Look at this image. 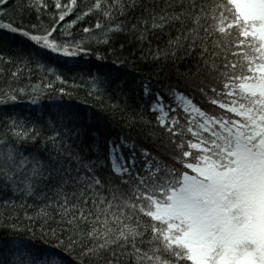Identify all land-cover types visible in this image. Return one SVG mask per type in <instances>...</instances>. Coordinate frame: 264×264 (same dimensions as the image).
I'll return each mask as SVG.
<instances>
[{
  "label": "snow or ice",
  "instance_id": "1",
  "mask_svg": "<svg viewBox=\"0 0 264 264\" xmlns=\"http://www.w3.org/2000/svg\"><path fill=\"white\" fill-rule=\"evenodd\" d=\"M48 7L47 0H0V28L52 54L78 58L95 54L86 40L99 37L96 42L107 44L109 33L124 31L127 23L142 45L141 58L160 68L155 75L171 65L156 87L141 83L155 123L136 110L127 118L128 127L139 126L145 140L166 141L167 148L154 155L133 145L126 158L114 156L105 174L104 165L73 147L75 129L52 126L47 142L54 155L45 163L20 149L40 139L41 131L10 114L0 131V184L42 201L28 219L41 225L42 235L47 228L56 243L34 250L12 242L5 264H67L63 254L69 251L77 252L75 264H264V0H94L58 35H53L56 25L77 10V0H54L53 25L41 28ZM25 9L38 23L26 29L21 20L13 26ZM137 9L133 21L113 27L118 17ZM93 14L108 19V26L98 20L77 38L70 26ZM33 29L41 34H31ZM221 47L231 60L217 55ZM33 62L22 54L7 59L0 54V64L18 65L13 81L31 72ZM185 62L189 67L182 72ZM86 75L103 97L107 81L90 70ZM177 89L199 93L217 110L202 111L189 99L183 115L171 106L165 113V99ZM24 91L7 86L0 104L15 103ZM59 91L67 95L64 88ZM38 92L30 88L32 104L39 103Z\"/></svg>",
  "mask_w": 264,
  "mask_h": 264
},
{
  "label": "trees",
  "instance_id": "2",
  "mask_svg": "<svg viewBox=\"0 0 264 264\" xmlns=\"http://www.w3.org/2000/svg\"><path fill=\"white\" fill-rule=\"evenodd\" d=\"M67 2L68 0H61L62 4ZM93 2L94 0H77V10L67 16L65 21L56 25L57 32L53 35H58L62 28L69 26L70 22L76 19L78 12L87 11ZM103 2L105 0H102ZM17 3H25V0H17ZM47 4L48 10L43 13L39 21L41 28H50L53 25L52 17L58 14L53 7L54 0H47ZM139 15L140 12L137 9L134 13L127 14V17H118L113 27L120 20L133 21V17ZM11 16L12 10L9 9V17ZM21 20L26 29L38 23L35 13L26 9L22 10L21 16L16 17L13 26L19 24ZM98 20L105 27L109 24L108 19L93 14L82 16L75 25L70 26V31L79 38L84 35L82 33L84 27L94 29ZM3 22L8 23L9 19ZM31 34L39 35L41 32L33 29ZM109 37L107 44L96 42L99 37L86 40L95 54L66 58L37 48L32 41L19 33L0 28V54H3L5 59L14 54L34 58V62L30 64L31 72L24 71L16 81H13L11 73L16 71L18 65L0 64V91H7L9 85L25 90L24 93L18 94L15 103L0 104V131L4 129L7 117L15 114L22 118V122L34 124L42 133L40 139H30L20 145L21 151L26 156L29 158L36 156L42 162H48L52 147L47 142V137L53 134L52 126H55L57 131L75 129L74 135L78 134V136L73 147L78 146L81 155L87 160L98 161L104 165L105 174L114 156L126 158L129 148L133 145L137 149L146 148L154 155L166 151V141L150 143L139 134V126L128 127L127 118L129 113L136 110L143 114L145 121L155 123L154 117L149 112L152 100L141 92V83H149L150 87H156L157 80H164V73L171 72V65L165 67L160 76L155 75L161 71L160 68L150 63V58H141L144 55L141 51L142 45L128 32L127 23L124 25V31L109 33ZM156 43L153 39V48L156 47ZM147 47L145 43L143 45L145 51ZM217 55L232 59L230 53L222 47L217 50ZM97 56H102L103 59H98ZM188 67L189 65L185 62L180 70L187 71ZM89 70L107 81V91L103 97L90 86L92 81L86 75ZM57 76L60 80L56 79ZM174 81L175 74L172 73V82ZM167 82L165 80V83ZM48 83H52L54 87L43 88V85ZM159 86L163 87V85ZM30 88L39 90L38 104L30 102L32 100V96L28 94ZM60 88H64L67 95H62ZM164 90L167 92L166 88ZM210 97L211 93H209ZM189 99L202 111L217 110L216 106L209 105L199 93H192L191 89H177L174 94L168 93V98L164 102L165 113L171 106L183 115L182 109L187 106ZM57 105L65 107L60 109ZM163 115L164 113H161V116ZM168 115L170 117L171 113ZM192 117L196 118L195 113H192ZM181 123L183 124V121ZM114 147L115 153H113ZM41 207L42 201L39 198L29 197L18 190H13L11 184L7 186L0 184V264H5L4 256L12 242L34 250H49L55 247V237L46 235L48 229L44 228L45 235H42L41 225L28 219L35 216ZM63 259L67 264H75L77 252H65Z\"/></svg>",
  "mask_w": 264,
  "mask_h": 264
}]
</instances>
